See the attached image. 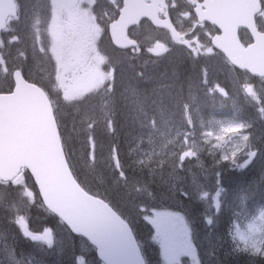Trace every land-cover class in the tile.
Segmentation results:
<instances>
[{"label": "snow or ice", "instance_id": "obj_1", "mask_svg": "<svg viewBox=\"0 0 264 264\" xmlns=\"http://www.w3.org/2000/svg\"><path fill=\"white\" fill-rule=\"evenodd\" d=\"M181 2L187 8L181 9ZM5 3L9 10L0 13V28H4L9 19L21 25L24 16L19 0H0V7ZM104 3L106 6L99 8L100 0H47V45L34 26L31 39L33 57L39 62L42 59L45 65L42 75L26 71L23 65H13L9 60L10 52L0 51V71L8 77L0 84V187L14 190L28 206L38 200V206L55 216L68 232L87 241L99 264H146L131 224L121 214L113 197L121 204L130 202L126 186L133 183L137 191L146 188L139 183L141 175L154 182L153 177L159 169L162 183L169 184L172 199L181 203V197L193 196L189 187L180 183L182 174L191 172L186 162L193 158L200 161L202 153L210 152L212 162L204 174L205 178L212 179L215 188L212 194L200 188L198 195L201 199H210L219 209L223 173L230 168L244 169L257 156L258 150L249 131L252 125L247 120L234 115L229 121L205 122L199 119L192 104L185 102L163 156L148 152L136 159L135 152L130 151L127 163L123 161L117 141L105 148L95 135L97 119L91 102L98 95L111 97L116 89V68L102 49L103 41L107 39L113 49L123 53L139 55L144 51L149 56L166 55L171 50L169 44L154 40L144 47L132 30L133 26L139 28L145 23L162 27L163 22H155L158 17L154 19L152 13L124 15L138 5H163L159 10L164 12L165 20L171 25L172 42L185 48L194 60L223 53L233 71L245 73V79L240 83L241 93L264 120V95L257 88V81L264 82V60L260 58L264 34L253 36L250 46L244 49L247 54L241 56L220 42L228 38L229 29L216 15L218 0H104ZM173 12L190 21L187 31L176 28ZM201 34L212 43L206 45ZM236 39L239 40L238 34ZM20 40L14 27L11 35L0 37V49ZM18 56L25 61L28 59L25 51H20ZM201 82H207L206 65L201 69ZM53 92L65 105L73 107L74 116L80 115L78 123L82 128L75 127V119L73 122L75 139L82 141L87 150L80 166L88 175L101 177L96 185L82 178L77 171L73 162L76 152L70 148L73 136L66 134L67 125L57 114ZM207 93L213 100L217 94L231 98L218 83L209 86ZM100 111L104 130L115 134L108 99L101 100ZM149 126L155 128V117H149ZM199 129H208L199 132L202 141L197 140ZM200 143L204 147H200ZM148 197L150 201L155 200L151 191H148ZM136 207L142 219L151 226L150 241L158 245L163 264H180L181 255L191 257L193 264H200L197 248L179 207L162 208L154 203H138ZM205 219L208 225L213 224L210 216ZM10 222L25 238L44 242L49 247L53 245V229L43 226L34 231L28 216L20 208H13ZM262 225L264 209L247 222V237L238 225L233 235V239L239 237L245 242L244 251L251 257L250 264H264V248L256 240L249 243L252 235L264 231ZM75 264H86L84 255H77Z\"/></svg>", "mask_w": 264, "mask_h": 264}, {"label": "trees", "instance_id": "obj_2", "mask_svg": "<svg viewBox=\"0 0 264 264\" xmlns=\"http://www.w3.org/2000/svg\"><path fill=\"white\" fill-rule=\"evenodd\" d=\"M20 4L22 6L21 2ZM39 5L41 4H38L37 6ZM176 52L172 56L163 57L160 60V63L155 64L150 63L151 56H142L140 61L143 63L140 62V64L143 65H139L136 59L131 61L125 59L117 60L118 56H111L112 62L113 59H116V61L113 62V65H115L116 68V89L111 97H100V95H98L91 102L92 105L96 104V107L94 108L97 119L95 135L97 141L102 142L105 145V148L110 143L117 141L121 150V158L126 163L128 161V153L135 149V145H132V141L137 139V137H133L132 133L136 129H140L141 122L149 121V117H155V113L159 110H162L159 105L155 104V100L161 103V105L163 104L162 106L166 110H169L170 108L174 110H181L182 103L186 101L185 96L183 99V95L185 93L186 87L189 85L191 88L194 87L197 89V91L202 93L203 96L210 98L209 94L207 93V89L213 83L218 82L222 84L224 88H226L232 95V90L234 89L230 87L231 84L228 81L227 76H234L237 78V80H239V82L240 79H242V73L229 71V69L226 67L227 65L220 57L216 56L208 60H191L185 56H179L176 54ZM200 61L206 62H204V64L200 67V71L194 74L195 69L201 64ZM144 63H146V65ZM205 65L207 66V82L206 84L202 83L203 86H201V69ZM25 66L31 67L34 71L37 69L40 71L41 69L40 66L39 68L35 66L32 60L29 62V65ZM1 78L2 77H0V84L5 83L8 79V77H6L3 81ZM216 98H218V95H216ZM102 99L109 100V112L114 120L116 130V133L112 135L104 130L103 113L100 111V103ZM55 105L57 114L62 117V122L67 126H73L72 119L75 117L70 113V111H73V107L68 106V110L67 107L63 105L59 106L58 102H55ZM217 105L218 104H212L211 106L213 108ZM225 111H227V108ZM65 113L67 115H64ZM145 114L149 117L146 118ZM75 126L78 125L75 124ZM80 127L82 128V124ZM65 131L66 134L69 135L67 128ZM148 136L149 132L143 135V137ZM79 142H81V147L83 148V142ZM74 146H77V143L75 144L70 141V148L72 149ZM82 151L84 152L83 157L79 153L77 154L75 151L76 154L73 155V162L82 178H85L89 183L96 185L101 177L88 175L78 162L86 157V148L84 147V150ZM250 170L251 169L243 170L241 173L236 174L235 172L228 169L223 173L222 182L224 190L219 199L220 208L216 209L212 215L213 224L209 226V232L198 231L199 225H205V218L203 219L204 212L202 213V211L199 209L204 204L202 200L198 201L194 198V196H192L189 198L190 200L192 199L191 203L185 204L187 200L181 197V203H176L174 200H171L169 203L160 202L161 205L159 206L162 208L167 206L180 208L181 212L185 214V217L190 225H195V228H197L196 234L199 235L197 246L199 250L204 249L205 252L208 250L213 253L214 256L215 250L211 246H215V242H217L218 246L225 251L224 256H222L223 261H220L221 263L250 264L251 257L244 251L245 248H240L239 246L237 247V238L234 240L230 237V229H232L235 222L237 221V223H240L242 221V215L245 213V211L248 212L249 209H251L245 206H248L250 204V199L254 198V196L259 193L260 186L258 185L257 180L253 178L249 179L250 176L248 173L251 174ZM166 173L167 169L165 170V174ZM140 178L141 180L139 183L144 184L146 188H141L139 191H137L136 185L133 183H129L126 186L127 192L130 193V202L121 204L118 200H116L115 197H113V200L119 208L121 214L131 224V227L133 228L145 255L147 263L155 264L159 260L156 253L154 251H150V244L148 242L149 238L147 236V234L150 233V228L149 225L142 219L136 205L138 203L156 204L155 200L146 201L144 194L145 196H148V191H153L151 185L155 184L156 181L161 179L159 176V169L156 170V175L153 177L154 182H151V178L147 177L146 175H141ZM230 179L233 181L228 183ZM28 183L31 184V181L29 180ZM159 187L163 186L159 185ZM237 190H240L242 196L239 194L237 195ZM9 204L15 208H19V205L25 207L24 209H20V211L24 212L28 216L30 227L34 231H39L43 226H50L53 229V233H57L58 235L63 229L65 233H68L67 229L63 226L61 227L62 229H57V226L60 224L57 218L48 214L42 207L38 206V200L35 204L26 206L24 201L14 190L0 187V209H2L4 206L9 207ZM6 213H1L3 218L0 219V223L3 225L0 227V235L1 233L15 235L16 239L14 244L8 242V247L11 248V250L13 249L15 252H17V254L15 253V256H19L20 253L21 255H25L27 252L34 251V255L38 257V259L36 258V262L38 264L41 263L40 259H48L50 257V255H46L49 254L48 249L38 248L39 250L37 251L36 245L28 242L23 234L18 232L19 230L16 229L14 223L10 222V217L13 215V210ZM233 214H235L236 217H234ZM39 222L41 223L40 225H38ZM205 227L208 226L205 225ZM69 237L76 242H78V240L85 242L84 240L74 236ZM85 244L87 246L86 242ZM67 245L68 243H66V247ZM89 254L91 257H93V250H91ZM63 262L64 261L62 260V263ZM43 264L52 263L50 261L45 263L43 260Z\"/></svg>", "mask_w": 264, "mask_h": 264}, {"label": "rangeland", "instance_id": "obj_3", "mask_svg": "<svg viewBox=\"0 0 264 264\" xmlns=\"http://www.w3.org/2000/svg\"><path fill=\"white\" fill-rule=\"evenodd\" d=\"M40 1V3H38ZM38 4H41L39 6H37ZM46 4H47V0H24V7H25V11L23 12V16H24V20L22 22L21 25H16L15 22L12 20V22L9 25V28L5 31L4 35H11V30L15 27L16 30L19 32L21 40L19 43H14L10 46H8L5 49H0V51H4L5 54H8L10 52V63H12L13 65H23V67L26 69V71H30L33 74H40L42 75L43 71H44V62L41 59V62H39L38 59L33 57V53H32V34L34 31V27L35 29H39V34L41 36L42 42L47 45L48 42V38H47V33H46V27L48 24V17L46 15ZM26 14V16H25ZM31 17V18H30ZM34 26V27H33ZM160 35V34H159ZM159 35L157 33L154 34L155 36V40L161 38V35L159 37ZM2 36V37H3ZM169 40V37H165ZM206 45H210V39L207 37H203L201 39ZM167 43V42H165ZM173 43V42H172ZM175 46V49L173 51V53L178 54L179 56H185L191 60H193L188 54L187 52H183L177 45L178 44H173ZM20 51H25L27 52L29 55L27 61H25V59L23 57H19L18 53ZM173 53L170 54H166L164 56H169L172 55ZM115 54H112L111 56H114ZM155 57L154 55L151 56L150 59V63L155 64V63H160L161 59L164 57ZM212 57H216L215 55ZM210 57V58H212ZM140 58H142V56H125V55H118V59H125L128 61L134 60L136 59L139 65H143L140 64ZM210 58H206L204 56L199 57L198 59H202V60H208ZM32 60L33 64L35 66H37L39 68V66L41 67L40 71L37 69L36 71H34L31 67H27L25 65H29V62ZM116 59H113V62H115ZM204 62L206 61H200V65L195 69L194 74L198 71H200V67L204 64ZM143 63V62H142ZM146 65V63H144ZM172 65V64H171ZM141 67V66H140ZM0 77L1 80H5V78L7 77V74H5L3 71H0ZM228 81L230 82V87L234 90H232V98L228 99V98H222L218 95V98H215L214 100L211 98H208L207 96H203L202 93L198 92L197 89H195L194 87L191 88V86L189 85L188 87H186L185 93L183 95V99L185 96L186 101L185 102H189L192 104V106L196 109V112L198 114L199 119L207 122L209 120H220V121H229L233 118L234 115H238L241 118L242 117V113H244L245 115V120H249L252 127L249 129V131L252 134V142L255 146V149H257L258 151L260 150V152L262 153V158L259 159L257 165L255 166L254 170L252 171V169L250 170V173H248V175L250 176L249 179L253 178L255 180H257L259 187V193L254 196V198L250 199V204L248 206L245 207H249L252 209L251 212H246L242 215V221L240 223H237V221L235 222V224L233 225L232 229H230V237L231 239H233V235L236 232V226H239V229L242 233L245 234V236H248V230L246 228V224L247 222L252 219L255 216L259 215V212L264 209V120H262L259 115L257 114L255 107L253 105H251V103L249 101L246 100V98L243 96V94L241 93L240 90V83L244 80V78L237 80L236 77L234 76H227ZM218 83V82H216ZM200 84L202 85V82L200 80ZM206 84V83H203ZM220 84V83H218ZM261 84V83H258ZM222 87H224L222 84H220ZM261 89H262V85H261ZM261 95H264V88L261 90ZM54 96L59 104V106H65L67 107V109L69 110V107L67 105H65L62 101L59 100L58 95L56 93H54ZM102 97V96H100ZM194 98V99H193ZM184 102V103H185ZM155 104L159 105L162 110H159L155 113V117H156V122H157V126H155L154 130L153 127L149 126V121L146 122H141L140 125V129L139 130H135L132 135L133 137H137V139L132 141V145H135V149H133L132 151L135 152V154L137 155V158H140L144 155H146L148 152H157L160 153L161 156L164 155V153L166 152V148L165 145L168 143L169 140L172 139L174 132H175V126L176 124L179 122V118H180V113L181 110H174V109H169L166 110L161 103L157 102L155 100ZM212 104H218L217 106L212 108ZM225 104V105H224ZM96 107V104L94 105ZM182 107V106H181ZM211 107V108H210ZM227 108V111H225ZM228 112V116L227 113ZM237 112V113H236ZM71 114L74 115V111H70ZM146 115V114H145ZM75 118L72 119V122L77 121L75 127L81 128V124L78 123L79 121V115H75ZM149 116L146 115V118H148ZM149 119V118H148ZM100 121V120H99ZM150 130V131H149ZM208 129H199L198 130V134H197V140L198 141H202V137L199 136V132L200 131H206ZM67 131L69 133V135L73 136V139L71 140L73 143H77V146H74V148H72L73 150H75L77 152V154L79 153L81 155L82 153V157L84 152L82 150H84V147H81V142L77 141L75 139V135L76 133L73 131V126H67ZM149 132V136L148 137H143L144 134ZM82 136V133L80 134ZM140 145V146H139ZM200 147H204L203 143L199 144ZM80 163V161H78ZM212 162V156L210 152H204L202 153V155L200 156V161H197L195 158L191 159L190 161L186 162V166L191 168V172L190 173H183L182 177L183 180L180 181V183L185 184V186L189 187V189L193 192V196L196 200H202L204 202V204L202 202H200L202 205V207H200L199 209L202 211L203 213V219L207 216H210L212 218V215L214 213V211L217 209L214 204L210 201V199H201L198 195V191L200 188H203L205 191H208L210 194L213 193V190L215 188V184L213 183L212 179L209 178H205V169L208 168L209 164ZM233 172H235L236 174H239L243 171V169H229ZM259 170V172H258ZM249 172V171H248ZM165 178H167V173L165 174ZM222 177H221V184L220 187L222 188V192L224 190L223 187V182H222ZM233 180L230 179L228 181V183L232 182ZM169 183H171V178H169ZM159 185H162L163 187H159ZM232 185V184H231ZM151 187L153 188V193L155 196V202L156 204L159 206L161 205L160 202H164V203H169L172 199V194L169 188V184H165L162 183L161 179L156 181L155 184L151 185ZM241 195L242 193L240 192V190H237V195ZM221 196V195H220ZM144 198L146 199V201H150V198L148 196H145L144 194ZM220 199V197H219ZM187 200L185 202V204H190L192 199ZM159 204H158V203ZM27 206V205H26ZM169 207V206H167ZM14 206H11L9 204V207L4 206L2 209H0V219H2V214L1 213H6V212H11V210H13ZM20 209H24V206L19 205ZM248 208V209H249ZM199 211V210H198ZM197 211V212H198ZM8 214V213H6ZM185 219V222L188 225V228L190 230V237L194 242V238H195V242L194 245L196 247V243L198 244V237L199 235H197V228H195V225L191 226L187 221H186V217L185 214L182 213ZM240 214V213H239ZM12 216V215H11ZM234 217L235 214H233ZM41 223L39 222L38 225H40ZM61 224V223H60ZM58 225L57 229L61 228L63 225ZM257 224H259V221H257ZM1 225H3L2 223H0V227ZM208 226V227H205ZM205 225H197L198 226V231H206L209 232L210 231V225L207 224L206 219H205ZM14 226L17 228V226L14 224ZM64 227V226H63ZM262 228H264V225L261 226ZM149 231L150 233L152 232L151 226L149 225ZM62 229V228H61ZM19 230V229H18ZM64 230V229H63ZM61 231L59 233V235L57 233H54V240H53V245L51 247H49L46 243L44 242H40V241H32L30 239L26 240L32 244H36L37 247V251L39 250L38 248H45L48 249L49 254H46L47 256L50 255V257L48 259H40L41 263L39 264H43V260L45 261V263H47L48 261H50L52 264H75V258L77 255H84L85 257V261L86 264H99L98 260L94 259L93 257H91V255L89 254V252H91V248L90 246H86L85 242L78 240V242L74 241L73 239H71L69 236H72L69 232L65 233V231ZM20 234H22L20 231H18ZM150 233L147 234L148 236V242L150 244V251H154L158 257V262H156L155 264H163V261L161 260L160 257V250L159 247L156 243H153L150 241ZM215 233V232H214ZM238 240L240 242H237V247L239 246L244 247L245 248V242L243 240H241L239 237H237ZM15 235H10V234H3L1 233L0 235V264H17V262H19V264H38L36 262V258L38 259V257H36L34 255V251H30L27 252V254L25 255H20L19 256H15V253L17 254V252H15L13 249L11 250V248L8 247V242L13 243L15 242ZM235 240V239H234ZM252 240H256L257 242H259L260 246L262 248H264V231H261L260 233H256L254 235H252L251 239L249 240V243H251ZM66 243H68L67 247H66ZM216 245L215 246H211L213 247V249L215 250V255L213 256V253H211L210 251L201 249L200 250V256H201V261L199 259L198 253H197V260L200 262V264H223L220 261L222 260V256H224L225 251L224 249H221L217 242H215ZM57 248V249H56ZM197 248V247H196ZM53 252V253H52ZM214 252V251H213ZM250 252V249H249ZM11 253V255H10ZM34 255V256H33ZM221 255V256H220ZM34 257V258H32ZM160 257V258H159ZM21 258V259H20ZM62 260L64 261L62 263ZM180 264H193V261L191 259V257H188L186 255H181L180 256Z\"/></svg>", "mask_w": 264, "mask_h": 264}, {"label": "water", "instance_id": "obj_4", "mask_svg": "<svg viewBox=\"0 0 264 264\" xmlns=\"http://www.w3.org/2000/svg\"><path fill=\"white\" fill-rule=\"evenodd\" d=\"M8 10L9 5H7L6 3L3 4L2 7H0V13H6ZM259 11L260 6L258 0H222L218 2L216 5V15L220 20L224 22V24L229 29L228 38L220 42L225 44V46L230 51L236 53L237 55H246L247 53L244 51L245 47H243L240 41L236 39L238 28L246 27L250 31L252 37L261 35L255 28L254 20L255 14ZM144 13L150 12H145L141 8V5H138L130 8L126 13H124V15L126 17H130L133 15L141 16ZM155 22L159 24L158 19L155 20ZM167 26L171 29V25L168 24ZM4 28H0V32ZM260 58L264 60V49H261Z\"/></svg>", "mask_w": 264, "mask_h": 264}, {"label": "flooded vegetation", "instance_id": "obj_5", "mask_svg": "<svg viewBox=\"0 0 264 264\" xmlns=\"http://www.w3.org/2000/svg\"><path fill=\"white\" fill-rule=\"evenodd\" d=\"M105 6L106 5L104 3V0H100L99 8H104ZM146 6H148V5H146ZM163 7H164L163 5H159L157 8V13H158V16L161 19V21L167 22L165 20L164 12L159 10ZM179 7L181 9H185V8H187V5L184 4L183 2H181ZM173 16H174L173 18H175L177 29H179L180 31H187L189 29V27L191 26L189 20L185 19L182 16H176L175 12H173ZM132 30H133V33L135 34V38L137 40H139L143 46H149L152 43H154V40H155L154 32L155 31L163 33L169 37H172V33L168 29L160 28V27H154L152 25V23H145L142 27H139V28H136L135 26H133ZM203 37L204 36L201 34L200 38L202 39ZM257 83L264 84V82H258V81H257ZM258 90H260V89H258Z\"/></svg>", "mask_w": 264, "mask_h": 264}]
</instances>
